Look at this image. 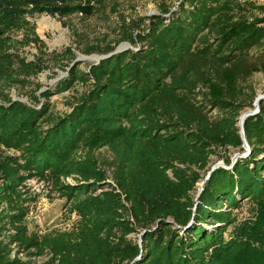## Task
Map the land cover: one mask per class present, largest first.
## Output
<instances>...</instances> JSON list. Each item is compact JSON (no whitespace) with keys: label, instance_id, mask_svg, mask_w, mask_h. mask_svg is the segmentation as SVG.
<instances>
[{"label":"trees","instance_id":"1","mask_svg":"<svg viewBox=\"0 0 264 264\" xmlns=\"http://www.w3.org/2000/svg\"><path fill=\"white\" fill-rule=\"evenodd\" d=\"M105 3L0 0V81L16 71L20 80L13 82L24 89L47 69L41 58L10 52L18 32L29 31L25 42L43 47L26 17H90ZM132 25L120 22V39L138 50L87 72L70 67V48L54 54L70 61L69 70L54 92L40 94L43 103L35 96L39 86L29 105L0 90V264H32L22 253L47 257L40 264H264V100L243 122L247 157L233 165L224 158L229 169L214 170L196 197L211 156L243 151L240 82L264 75V5L182 0L173 12L162 8L145 31L135 35ZM111 52L94 46L83 53ZM75 82L85 90L72 98L71 111L52 116L49 99ZM212 110L224 115L211 120ZM101 149L111 154V179L95 158ZM30 179L65 199L78 219L71 229L28 232ZM244 201L252 217L238 222L233 212ZM138 229L140 243L129 238Z\"/></svg>","mask_w":264,"mask_h":264},{"label":"rangeland","instance_id":"2","mask_svg":"<svg viewBox=\"0 0 264 264\" xmlns=\"http://www.w3.org/2000/svg\"><path fill=\"white\" fill-rule=\"evenodd\" d=\"M182 0H106L105 7L95 12L90 17H83L80 14H72L68 17H60L51 14H35L26 17L29 28H33L37 38L43 44L26 43L25 40L29 36V31L18 32L12 34L14 48L11 53H17L20 57L27 61H33L38 58L44 62L47 69L39 74L36 78H31L29 85L22 89L14 80H20L16 71L10 76L9 80L0 81V90L8 95L13 101H20L27 105L30 104L29 94L35 92V87L40 89L35 92V96L39 98L40 103L43 99L40 94L46 90L54 92L56 85L63 79L67 78L66 71L69 68H64L70 61L64 56L54 58V54L60 55L66 49L70 48L74 52V59L70 67L78 65V69L82 72H87L95 59L93 56H103L102 53H93L90 55L84 54L86 47L97 46L104 50L106 46L113 47V51L119 49L136 51V47H132L128 42L121 41V33L119 32L120 22L125 20L126 24L133 23L132 29L135 35L138 32H143L147 29L150 21L160 15L162 8H169L171 12L177 9ZM257 5H264V0H251ZM43 18H47L51 23L59 26V32L53 33L50 30L44 32L39 31L38 22ZM58 38L63 42L58 43ZM92 58L94 61L87 62L86 59ZM244 89L243 93V108L241 115L255 111L254 104L258 97L264 100V75L255 73L247 80L240 82ZM85 89L78 82L73 83L72 87L62 93L54 94L49 99L50 113L54 117L63 116L71 111L73 104L72 98L78 96ZM253 100L250 101V97ZM197 100L200 97L196 96ZM262 101V100H261ZM259 101V103L261 102ZM258 103V106H259ZM224 113L218 110H212L207 113L211 120H217L222 117ZM249 152L239 151L238 149H228L227 151L218 150L217 154L210 157V170L219 165H225L224 158H229L230 161L235 156L238 159L246 158ZM12 154V152H8ZM95 158L100 166L107 171L108 178L111 179V170L108 169L109 163L112 161L111 154L106 149H101L95 152ZM226 167V166H225ZM210 172V171H209ZM208 172V173H209ZM206 178V177H205ZM65 184L73 185L72 179H66ZM202 183L197 185V193L201 188ZM25 189L28 192L26 196L27 202V216L25 218V225L29 233H35L38 236L50 234L54 232L66 231L72 228L77 223L78 219L75 213L69 214L65 205V199L58 197L55 192L50 190V185L38 179H30L24 183ZM237 221L241 222L252 217L250 205L247 201L242 203L239 210L233 212ZM204 229L208 232L212 227L203 224ZM143 234L141 229L137 230L136 234L129 236L132 240L140 243V237ZM226 237V236H225ZM10 248V257L17 254V249L14 246ZM18 257L22 261L30 260L32 264H40L47 260V257L27 259L24 253L19 254Z\"/></svg>","mask_w":264,"mask_h":264},{"label":"water","instance_id":"3","mask_svg":"<svg viewBox=\"0 0 264 264\" xmlns=\"http://www.w3.org/2000/svg\"><path fill=\"white\" fill-rule=\"evenodd\" d=\"M127 50H128V49H127ZM123 51H126V50H125V49H119V50H117V51H113V52H111V53H109V54H106V55H103V56H93V57H95V61H94L93 64L96 65V64H98L100 61L105 60V59H107V58H110V57H112V56H114V55H116V54H118V53L123 52ZM261 100H263L262 97H258V98L256 99L255 104H254V107H255L254 110H255V111H251V112H248V113L242 114V115L240 116V118H239V123H238V126H239V134H240V137H241L242 142H243V146H242V147H243V149H244L246 152H250V150H249V147H248V145H247V143H246V140H245V137H244V129H243L244 118L250 117V116H252V115H254V114L257 113L258 103H259V101H261ZM238 158H239V156H235V157L232 159V161H231V165H233V164L237 161ZM217 168L229 169V168L225 167V165H223V166L221 165L220 167H219V165L216 166V167H213V168L210 170V172L207 174V176H206V178L204 179V181L201 182V183H202V184H201L202 186H203L204 182L208 179V177L210 176V174H211L214 170H216ZM202 186H201L200 190L198 191L196 197H198L199 194L201 193V191H202Z\"/></svg>","mask_w":264,"mask_h":264},{"label":"bare ground","instance_id":"4","mask_svg":"<svg viewBox=\"0 0 264 264\" xmlns=\"http://www.w3.org/2000/svg\"><path fill=\"white\" fill-rule=\"evenodd\" d=\"M38 27H39V31L42 33L46 30H50L53 33L59 32V26L51 23L47 18H43L41 21L38 22ZM63 42L61 38H58V43ZM95 59V58H93ZM92 58H88L86 59L87 62H92L94 61ZM246 118H244L245 120Z\"/></svg>","mask_w":264,"mask_h":264}]
</instances>
